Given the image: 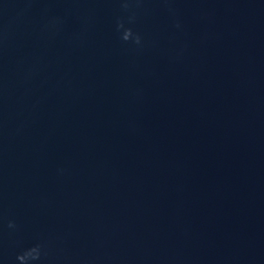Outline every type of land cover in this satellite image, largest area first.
I'll use <instances>...</instances> for the list:
<instances>
[{"label":"water","instance_id":"95a60500","mask_svg":"<svg viewBox=\"0 0 264 264\" xmlns=\"http://www.w3.org/2000/svg\"><path fill=\"white\" fill-rule=\"evenodd\" d=\"M32 249L264 264V0H0V264Z\"/></svg>","mask_w":264,"mask_h":264},{"label":"clouds","instance_id":"9594fccd","mask_svg":"<svg viewBox=\"0 0 264 264\" xmlns=\"http://www.w3.org/2000/svg\"><path fill=\"white\" fill-rule=\"evenodd\" d=\"M19 259L23 262V264H27V261L29 259H39L38 249H32L31 251L25 253L24 255H21Z\"/></svg>","mask_w":264,"mask_h":264}]
</instances>
